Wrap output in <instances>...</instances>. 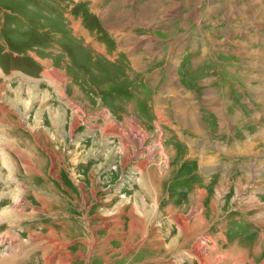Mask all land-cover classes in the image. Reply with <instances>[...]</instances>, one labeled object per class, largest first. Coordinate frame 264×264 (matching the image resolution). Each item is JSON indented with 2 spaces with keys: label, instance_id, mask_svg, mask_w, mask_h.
<instances>
[{
  "label": "rangeland",
  "instance_id": "rangeland-1",
  "mask_svg": "<svg viewBox=\"0 0 264 264\" xmlns=\"http://www.w3.org/2000/svg\"><path fill=\"white\" fill-rule=\"evenodd\" d=\"M259 27L264 0H0V264H123L118 239L136 206L138 172L156 168L171 191L189 188L211 154L165 145L151 127L156 102L166 118L172 86L203 102L225 76L264 105V85L255 84L264 78ZM244 165L251 174L238 191L254 180L264 188V161ZM230 178L227 193L187 207L186 222L208 206L216 222L236 209L264 211V200L251 204ZM166 221L157 217L145 241L156 232L175 239ZM221 236L205 264H264V230Z\"/></svg>",
  "mask_w": 264,
  "mask_h": 264
},
{
  "label": "crops",
  "instance_id": "crops-1",
  "mask_svg": "<svg viewBox=\"0 0 264 264\" xmlns=\"http://www.w3.org/2000/svg\"><path fill=\"white\" fill-rule=\"evenodd\" d=\"M241 27L243 26L241 25ZM257 29H264V27ZM238 36H242V34H238ZM248 37L247 43H251L252 36L249 35ZM213 62L215 63V61ZM193 64L199 65L202 63L193 59ZM219 68L218 65L216 71H219ZM251 70H253V65ZM213 72L215 70L212 66L210 79L213 78ZM201 78H204V76ZM208 79L201 82H208L210 80ZM222 80L223 82L218 87L217 93L212 94L211 91L208 93L203 91L210 94L204 98L203 102L192 101L182 90H178L177 85L172 86L169 92L170 116L163 117L165 120L161 117L163 114L158 111L156 99L151 127L158 130V135L162 137V141L167 142L165 145L171 148L188 145L197 154L202 151H206V153L210 151L211 154H206V161L200 160L204 165L199 171L195 172L194 186L189 188L182 189L176 186V188L174 187L176 191H171V188H167V183H165L166 186L163 185L165 180L169 178L163 176V171L156 168L152 170L145 168L138 172L141 181L135 188L138 189L136 192V206L133 209H128L130 220L125 224L129 229L118 239V242L123 243L122 248L126 252L120 258L123 264H205L203 254L210 245L217 246L218 243L222 242V234L229 231V233H234L242 238L241 236L258 235L264 230L263 210L256 214H249L236 209L233 215L228 216L227 214L228 217L231 216L229 219L226 216L220 218L217 222L215 220L211 221V219H214L215 210L211 212V217L209 206L205 211L201 210L196 217L189 218L188 222H186L184 216L186 215L185 209L191 207L193 203L198 204V200L203 201L204 195L210 196L215 193L218 197L227 193L228 188L224 187L227 184V177L239 178V181L233 183L235 191L240 192V194L243 191L245 196L248 195L246 200L251 201V204H253V201L261 202L264 200V188L256 185L258 184L257 180L252 181L251 183L254 184H250L249 187L244 186V190L240 187L238 191L236 187L237 185L242 186L240 184L242 174H251L249 168V171H246L247 167L244 164L259 162L260 158L264 161V154H261L264 153V105H259L254 92L252 95L234 79L222 76ZM255 80V84L264 85L263 77L258 79V76H256ZM232 83H237V86H233ZM230 88L241 99L242 107L239 101L232 97ZM160 95H158V99L160 104H163V97ZM260 98L263 99V97H259L258 100ZM246 104L248 107L245 106ZM142 125L146 126L144 122H142ZM241 125L246 127L242 132ZM249 132L251 136L245 135L247 137L242 139L239 137L241 133L248 134ZM196 150H199V152ZM192 151L190 154H192ZM140 162L141 160H138L137 164ZM244 168L245 170H243ZM261 171L262 169L259 171V175L264 174V171ZM219 181H223L220 187ZM168 183L170 184V182ZM166 188L170 190L169 194H167ZM165 194L169 196L163 198ZM104 199L106 202L109 201V196ZM164 200L167 201V204L162 203ZM208 201L209 204L215 206L218 200ZM159 216H164L165 219L169 220L166 221L167 224L177 230L178 236L175 239L171 237L169 240L161 241V237L159 239V234L156 232L148 241H145L144 236L151 231L150 228L154 220ZM117 221L119 220H110L109 222ZM211 225V230L203 234L202 229ZM254 228L255 234L253 235ZM184 229H186L185 232H183ZM141 239L144 241H141ZM112 243V248H114ZM200 244L206 245L202 253L195 249V246ZM169 254L171 255L167 257ZM173 255V261L171 259L162 261L166 258H172ZM47 258L46 256L45 260L49 263ZM100 258V261L104 263L103 258ZM237 261H241V258ZM109 263L110 261L104 264Z\"/></svg>",
  "mask_w": 264,
  "mask_h": 264
},
{
  "label": "bare ground",
  "instance_id": "bare-ground-1",
  "mask_svg": "<svg viewBox=\"0 0 264 264\" xmlns=\"http://www.w3.org/2000/svg\"><path fill=\"white\" fill-rule=\"evenodd\" d=\"M132 123H133V122H132ZM132 125H135V122H134ZM74 127H75V126H74ZM133 128H136V129H137V128H138V126H137V127H133ZM142 140H143V139H142Z\"/></svg>",
  "mask_w": 264,
  "mask_h": 264
}]
</instances>
